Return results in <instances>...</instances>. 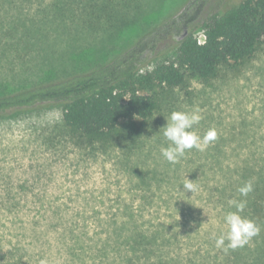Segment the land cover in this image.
<instances>
[{
	"label": "rangeland",
	"instance_id": "374dc122",
	"mask_svg": "<svg viewBox=\"0 0 264 264\" xmlns=\"http://www.w3.org/2000/svg\"><path fill=\"white\" fill-rule=\"evenodd\" d=\"M52 1L0 0V92L90 70L182 0L170 6L162 0H97L86 23L76 11L71 25L53 19ZM105 8L109 16L102 15ZM95 13L102 16L94 22ZM194 37L202 42L203 31ZM173 57L168 52L165 58ZM195 107L202 119L193 130L203 137L215 129L217 136L203 151L188 150L170 164L160 151L170 144L162 127L173 111ZM60 118L59 107L0 118L4 264H156L124 244L138 228L162 232L169 264H219L228 256L215 239L227 230L224 216L234 199H222L221 187L257 160L264 168V44L247 63L220 66L208 80L187 77L166 91L150 132L138 142L126 138L107 150L80 149L61 134ZM185 178L195 183L194 192L183 190Z\"/></svg>",
	"mask_w": 264,
	"mask_h": 264
},
{
	"label": "trees",
	"instance_id": "16d2710c",
	"mask_svg": "<svg viewBox=\"0 0 264 264\" xmlns=\"http://www.w3.org/2000/svg\"><path fill=\"white\" fill-rule=\"evenodd\" d=\"M9 1L14 4V0ZM88 1L84 7L83 0H53L52 17L58 24L71 25L76 11H82L79 13L85 14L86 20L79 22L86 23L89 14L98 10L94 8L97 0ZM162 1L170 6L177 0ZM225 1L182 0L124 49L90 70L0 92V118L59 107L61 134L80 149L107 150L126 138L138 142L150 132V121L166 91L181 87L187 77L211 79L220 66L247 63L261 50L264 0L223 5ZM103 14L109 16L106 8ZM100 16L95 13L90 19L95 22ZM198 29L203 31L202 42L194 37ZM168 52L173 59L165 58ZM259 163L257 160L241 169L236 180L221 187L222 199L247 201L240 214L255 221L260 232L243 247L228 249V256L219 264H264V168ZM249 180L254 190L243 197L238 189ZM161 234L138 228L123 242L147 262L155 258L156 264H169L173 260L164 257L161 248L166 239ZM126 261L132 264L131 259ZM5 262V258L0 259V264Z\"/></svg>",
	"mask_w": 264,
	"mask_h": 264
},
{
	"label": "clouds",
	"instance_id": "9594fccd",
	"mask_svg": "<svg viewBox=\"0 0 264 264\" xmlns=\"http://www.w3.org/2000/svg\"><path fill=\"white\" fill-rule=\"evenodd\" d=\"M200 111L198 107L193 108L191 111H173L170 114L169 121L162 127L164 129L163 136L170 144L168 147H162L160 151L163 158L170 164H177L188 150L203 151L208 143L216 138L215 129H209L203 137L193 130L194 126L199 124L202 119L199 114ZM183 190L192 193L196 190V185L193 181L185 178ZM253 190L251 180L245 182L238 189L243 197H247ZM229 204L235 208V211H228L225 214L224 224L227 230L215 239L216 246L224 248L225 251L243 247L260 232V228L255 221L240 214L246 207V200H231ZM40 264H46V261L41 260Z\"/></svg>",
	"mask_w": 264,
	"mask_h": 264
},
{
	"label": "built area",
	"instance_id": "2783aa9c",
	"mask_svg": "<svg viewBox=\"0 0 264 264\" xmlns=\"http://www.w3.org/2000/svg\"><path fill=\"white\" fill-rule=\"evenodd\" d=\"M200 42V41H199Z\"/></svg>",
	"mask_w": 264,
	"mask_h": 264
}]
</instances>
